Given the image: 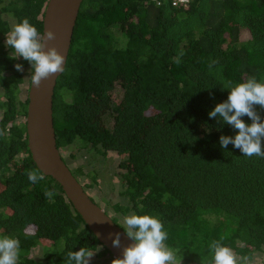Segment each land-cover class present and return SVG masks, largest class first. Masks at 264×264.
Listing matches in <instances>:
<instances>
[{
  "label": "trees",
  "instance_id": "trees-1",
  "mask_svg": "<svg viewBox=\"0 0 264 264\" xmlns=\"http://www.w3.org/2000/svg\"><path fill=\"white\" fill-rule=\"evenodd\" d=\"M46 1L0 0V237L19 240L17 264H67L81 247L113 260L27 146L28 99L20 92L31 64L11 58L5 40L25 18L41 34ZM144 1H81L54 87L57 147L84 189L101 191L100 199L88 193L118 225L133 213L158 218L178 264H209L214 240L251 261L264 253V158L222 148L221 135L238 130L209 112L227 100L229 81L264 83V0ZM18 63L28 69L17 71ZM254 110L264 120V108ZM72 145L99 154L90 181L84 163L64 155ZM112 151L118 187L105 170ZM26 170L44 179L32 183ZM53 186L49 201L44 189Z\"/></svg>",
  "mask_w": 264,
  "mask_h": 264
},
{
  "label": "clouds",
  "instance_id": "clouds-1",
  "mask_svg": "<svg viewBox=\"0 0 264 264\" xmlns=\"http://www.w3.org/2000/svg\"><path fill=\"white\" fill-rule=\"evenodd\" d=\"M165 1L174 5L170 0H160L159 2L145 0L144 3L162 5ZM55 38L56 33L51 29L47 30L41 38L37 28L27 18L14 24L6 35L5 45L13 49L10 57L14 59L22 57L31 64L32 72L24 73V77L27 76L24 80L27 82L26 87L23 85V88H26V96L30 78L32 86L39 88L42 80L63 72L65 57L54 46L48 48L47 51L44 50V41ZM176 62L179 63V60ZM15 68L17 71H23V66L19 63L15 65ZM223 87L230 89L227 100L217 103L209 112V117L218 118L238 131L234 137L221 135L219 140L221 147L226 149L231 143L241 151L243 156L251 158L255 155L264 158V143H262L264 120L254 110L255 105L264 108V83L258 82L255 78H249L235 85L229 81ZM245 115L251 118L250 124L241 119ZM26 175L32 183L44 179V176L36 170H26ZM43 194L46 199L53 201L57 192L54 186L51 189L45 187ZM120 226L134 243L125 247L122 258L113 259L111 264H178L175 253L165 244L168 233L158 218L147 214L133 213L124 216ZM30 234L34 235L35 233ZM112 244L114 247H120L119 233L112 239ZM209 251L212 254L209 264H250L248 257L237 258L233 251L222 245L219 240L210 243ZM19 253L20 242L18 239L9 236L0 237V264H17ZM94 253L83 247L78 251H70L67 255V264H89Z\"/></svg>",
  "mask_w": 264,
  "mask_h": 264
},
{
  "label": "water",
  "instance_id": "water-1",
  "mask_svg": "<svg viewBox=\"0 0 264 264\" xmlns=\"http://www.w3.org/2000/svg\"><path fill=\"white\" fill-rule=\"evenodd\" d=\"M81 1L47 0L44 8L41 38L49 29L56 33L54 40L44 41V50L54 46L65 57V63ZM59 74L42 80L39 88L32 86L30 78L25 115L27 146L36 166L43 174L52 176L61 185L64 194L97 239L114 257L122 258L123 249L134 241L104 208L90 197L63 160L57 147L52 105ZM117 233L120 234V247H114L112 244V239Z\"/></svg>",
  "mask_w": 264,
  "mask_h": 264
},
{
  "label": "rangeland",
  "instance_id": "rangeland-1",
  "mask_svg": "<svg viewBox=\"0 0 264 264\" xmlns=\"http://www.w3.org/2000/svg\"><path fill=\"white\" fill-rule=\"evenodd\" d=\"M11 25H13V21L11 22ZM27 69H28L27 67L23 66V70H27ZM24 73H26V71H24ZM25 78H27L26 75H25ZM25 84H27L26 81L22 85L25 86ZM25 92H26V88L25 89L23 88L22 91L20 92V96L23 97ZM115 94L116 95L118 94V90L115 91ZM3 98H4L3 95L0 94V99H3ZM70 150L77 153V156L74 159L71 156H69ZM79 151L80 150L74 149V145H72L70 148L65 147L64 155L67 157V159L69 161L71 160L73 162L77 161V162L84 163L86 172H85V174L82 175V177L84 180L90 181L91 177L87 172L91 173V171H92L91 169L93 167V163L90 162L91 156H93V155L98 156L99 154H93L91 151H85V152L83 151V155L81 154L82 155V157H81ZM111 154L113 155V157L109 158V161L106 164L107 168L105 170L107 171V175H108L107 177L110 178L111 182H115L117 184V187H118V183H117L118 177L116 174H115V176H113L111 173V170H113L114 172L119 171L120 168L118 167V161L120 160V158L115 153H113V151L111 152ZM104 184H105V181L103 182V185ZM106 188H109V185L106 186ZM87 190L89 193L94 194L98 198L101 195V191L98 192L97 187L90 186V187H87ZM115 192H116L115 190H112L109 192L112 199H114V197H115ZM30 254L34 257H39L41 254V244L40 245L38 244L35 247H33ZM111 262H112V260L109 259L107 255L99 256V255H96L95 253L89 261L90 264H111ZM250 264H264V253L262 255H255L253 257V259L250 261Z\"/></svg>",
  "mask_w": 264,
  "mask_h": 264
},
{
  "label": "built area",
  "instance_id": "built-area-1",
  "mask_svg": "<svg viewBox=\"0 0 264 264\" xmlns=\"http://www.w3.org/2000/svg\"><path fill=\"white\" fill-rule=\"evenodd\" d=\"M159 2L160 0H156ZM172 4L178 5V4H187L190 0H170Z\"/></svg>",
  "mask_w": 264,
  "mask_h": 264
}]
</instances>
